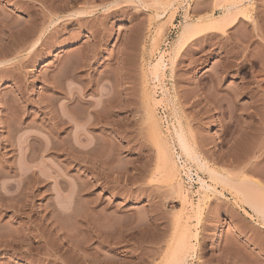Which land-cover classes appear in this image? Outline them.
Wrapping results in <instances>:
<instances>
[{
    "label": "rangeland",
    "instance_id": "obj_1",
    "mask_svg": "<svg viewBox=\"0 0 264 264\" xmlns=\"http://www.w3.org/2000/svg\"><path fill=\"white\" fill-rule=\"evenodd\" d=\"M236 1L0 0V264H264V0Z\"/></svg>",
    "mask_w": 264,
    "mask_h": 264
},
{
    "label": "bare ground",
    "instance_id": "obj_2",
    "mask_svg": "<svg viewBox=\"0 0 264 264\" xmlns=\"http://www.w3.org/2000/svg\"><path fill=\"white\" fill-rule=\"evenodd\" d=\"M233 1H234V0H233ZM240 1H241V0H240ZM240 1H239V0L236 1L237 4H238V2H240ZM244 1H245V0H243V2H244ZM240 3H242V2H240ZM238 6H239V5H238ZM226 7H227V6H225V10H224L225 13H224V14L222 13V19H221V21L218 20V21H220V22H219L220 24L217 22V25H221V24L227 23V21H228V20H231V19H232L233 21L235 20L234 18H232V15H231V13H232V9L234 8V5L232 4V5H231V8H226ZM236 7H237V5H236ZM222 10H223V9H222ZM235 10H236V9H235ZM224 11H223V12H224ZM233 11H234V10H233ZM79 14H80V13H79ZM79 14H77V15L79 16ZM233 14H234V12H233ZM77 15H76V16H77ZM234 15H235V14H234ZM237 15H239V14L237 13ZM237 15H236V16H237ZM220 18H221V17H220ZM213 23H214V22L207 23L208 25L205 23V25H207L206 27H209V28L211 29V28H213V26L216 24V23H214V25H213ZM196 24H197V23H196ZM198 25H199V24H198ZM205 25H204V26H205ZM210 25H211V26H210ZM229 25H230V24H229ZM229 25H228V26H229ZM201 26H203V25H200V27H199V26H195V25L193 26L192 23L186 22V23L184 24L183 28H182V32L180 33V40H179V41H180V42H181V41H184V40H186L187 38H189V37H191V36H193V35H195V34H198V33H201L202 31H205L206 27H204V26L201 27ZM222 26H223V25H222ZM195 27H196V29H195ZM197 27H199L200 30H197ZM214 27H215V26H214ZM216 27H218V26H216ZM226 27H227V26H226ZM201 28H202V29H201ZM209 28H208V29H209ZM221 28H222V27H221ZM221 28H220V29H221ZM254 28H255V27H254ZM208 29H207V30H208ZM215 29H216V28H215ZM220 29H219V30H220ZM253 31H254V32H253L254 36L257 37V38L259 39V41H261L262 46H264V37L259 33L258 29H254ZM42 33H43V32H42ZM38 36H39V35H38ZM36 40H37V39H36ZM37 42L40 43V41H37ZM110 42H112V40H110ZM97 43H98V42H97ZM36 44L38 45V43H36ZM60 44H61V43H60ZM62 44H63V43H62ZM62 44H61V45H57V46L55 47L54 51H56L57 49L64 48V46H66V45H64V44L62 45ZM177 44H178V43H177ZM33 46H36V45L33 44ZM31 48H32V45H31ZM33 48H34V47H33ZM263 51H264V50H263ZM254 61H255V60H254ZM7 62H8V61H7ZM7 62H6V63H7ZM9 63H10V62H9ZM256 63H258L257 60H256L255 64H256ZM262 63H263V62H262ZM0 64H2V62H1ZM3 65H4V64H3ZM3 65H2V66H3ZM0 66H1V65H0ZM62 66H63V65H62ZM63 67H64V66H63ZM60 68H61V67H60ZM220 69H221V68H220ZM224 69H225V67H224ZM227 69H228V68H227ZM62 70H64V69L62 68ZM225 70H226V69H225ZM59 71H61V70L59 69ZM223 71H224V70H223ZM66 72H68V71H66ZM221 72H222V71H221ZM225 72H226V71H225ZM58 73H59V72H58ZM63 73H65V72L63 71ZM68 73H70V72H68ZM65 74H66V73H65ZM220 74H222V76L225 75L224 72H223V73H220ZM56 75H58V74H56ZM71 76H72V75H71ZM219 76H220V75H219ZM65 77H66V76H65ZM220 77H221V76H220ZM224 77H225V76H224ZM56 79H57V77H56ZM59 79H60V77H59ZM61 79H62V78H61ZM67 79H68V77H67ZM67 79H66V80H67ZM218 79H219V78H218ZM222 79H223V78H222ZM222 79H221V80H222ZM62 80H63V79H62ZM59 81H60V80H59ZM64 81H65V78H64ZM219 81H220V80L217 81V82H218V85H219ZM55 82H57V81L55 80ZM90 82H91V81H90ZM52 84H53V83H52ZM64 84H65V82H64ZM53 85H55V84H53ZM54 88H55V87H54ZM59 88H60V87H59ZM61 88H63V87H61ZM61 88H60V89H61ZM62 90H63V89H62ZM62 90H61V91H62ZM64 90H65V88H64ZM65 92H66V90H65ZM66 94H69V92H67ZM225 94H226V92H225ZM227 94H228V93H227ZM63 95H64V94H63ZM228 95H230V94H228ZM69 96H70V95H69ZM73 96H74V95H73ZM63 97H64V96H63ZM65 97H66V96H65ZM221 97H222L223 99H224V98H227V97H224L223 94H222ZM221 97H219V98L222 99ZM68 98H69V97H68ZM71 98H72V96H71ZM73 98H74V97H73ZM73 98H72V99H73ZM217 98H218V97H217ZM219 98H218V99H219ZM263 98H264V97H263ZM76 99H77V98H76ZM220 99H219V103H221V102H223V101L225 100V99H224V100L222 99V100L220 101ZM78 100H79V99H78ZM215 100H216V99H215ZM227 100H228V99H227ZM227 100H226V102H227ZM70 101H71V100H70ZM260 101H261V100H260ZM74 102H75V101H74ZM261 102H264V101H261ZM66 103H68V102H66ZM69 103H70V102H69ZM227 103H228V102H227ZM74 104H76V103H74ZM70 105H71V104H70ZM109 105H110V104H109ZM47 106H48V105H46L45 108H47ZM72 106H73V104H72ZM110 106H111V105H110ZM115 106H116V105H115ZM112 107H113V108H116V107H114V106H112ZM117 107H118V106H117ZM64 108H66V106H64L63 109H64ZM67 108H68V106H67ZM113 108H110L111 111H112ZM63 109H62V110H63ZM117 109H118V108H116V110H117ZM100 110H101V108H100ZM100 110H99V111H100ZM103 110L106 111L107 109L105 110V109L102 108L101 111L103 112ZM113 110H114V109H113ZM64 111L66 112V110H64ZM64 111H62V112H64ZM68 111H69V110H68ZM68 111H67V112H68ZM101 111H100V112H101ZM114 111H115V110H114ZM70 112H71V111H70ZM70 112H69V113H70ZM97 112H98V110H97ZM108 113H109V112H108ZM60 114H61V113H60ZM64 114H65V113H63L62 115H64ZM67 114H68V113H66V115H64V116L67 118V120H65L66 118H64V117L61 118L62 115H60L61 117L58 115L60 118L57 120V126H53V124H52V127H56L57 130H56V131H54V130L51 131L52 127H51V128L49 127L50 129H48V130H50V131H49L50 133H53L54 135L57 136V133H59V131H61V128H62L63 125L68 124V121H69V120L72 122V117L70 116L71 119H68V118H69L68 116H69L70 114H69V115H67ZM97 114H98V113H97ZM101 114H103V113H101ZM112 114H113V113H112ZM103 115H104V114H103ZM103 115H98L99 117H98V118H95V121H94L93 119H91L93 122H91L90 119H89L90 122H89V121H86L87 123L85 124V122H84L83 125H85L86 128H87V126L91 128V127H95V126L97 127V125H100V124L105 125V126L108 125V124H110L111 127H112L111 130H114L113 132H115V131L117 132V130L120 129V128L118 129V127H120V126H118V125H120V124L118 123V122L120 121V119L118 118L119 121L117 120V117H115V118L113 119V117L110 116L109 114H108V116H106V113H105L104 117H103ZM105 116H106V117H105ZM113 116H114V115H113ZM115 116H116V115H115ZM110 117H112V118H110ZM54 118H55V117H54ZM54 118H53V119H54ZM57 118H58V117H57ZM88 118H90V117H86V120H87ZM55 119H56V118H55ZM55 119H54V120H55ZM115 119H116L118 122H116ZM51 121H52V120H51ZM84 121H85V120H84ZM53 122H54V121H53ZM87 124H88V125H87ZM54 125H55V123H54ZM86 125H87V126H86ZM110 125H109V126H110ZM49 126H50V125H49ZM63 127H64V126H63ZM65 127H66V126H65ZM107 127H108V126H107ZM111 127H109V128H111ZM103 128H104V127H103ZM64 129L67 130L68 128H67V129L64 128ZM65 130H64V131H65ZM57 131H58V132H57ZM116 135H117V133H116ZM58 137H59V136H58ZM68 137H69V136H68ZM115 137H117V136H115ZM175 137H176L177 144H178V146H179L181 152L184 154L185 158H187V160H189V161L195 163L196 166L198 167V169H201V170H202V169H205V167H204L205 164L202 162L203 160L200 159V156H199L198 154H196L195 152L192 151L191 146L189 145V143L187 142L186 138L184 137V135L181 133L180 130H175ZM117 138H118V137H117ZM60 139H61V138H60ZM52 140H53V138H52ZM57 140H58V138H57ZM57 140H56V139L54 140V141H55V144H56V141H57ZM54 141H53V145H54V150H55L56 152L61 153V154H63L64 156H65V155L68 156L69 160H70V158H72V159L74 158V157H71V156L69 157V155H73V154H72L73 152L70 154V151H72V150H70L72 146L70 147V149L66 146V145H68L66 142L69 143V139H67V141H66V140L64 141V140H62V139L60 140V145H61L62 147H60L59 143H57L58 145L56 144L57 146H55ZM61 141L66 143V144H65V147H67V148L63 147V145L61 144ZM113 141H114V140H113ZM57 142H59V140H58ZM70 143H71V142H70ZM2 146H3V145H2ZM2 146H1V147H2ZM58 146H59V149H58ZM55 147H57L58 150H56ZM74 147H75V146H74ZM2 148H3V147H2ZM52 148H53V147H52V144H51V148L48 147L49 151L53 150ZM4 149H5V148H4ZM46 149H47V147H46ZM54 150H53V151H54ZM53 151H51V152L53 153ZM82 153H86V152L83 151ZM2 154H3V153H2ZM164 154H165V153H164ZM29 155H30V154H29ZM0 156H1V154H0ZM4 156H6L5 153H4ZM31 156H33V155H31ZM31 156H29V158H30ZM66 156H65V158H66ZM162 156H163L162 162L165 164L166 167H167V165H168V169L171 168V167H169V166H170V165H169V164H170V159H169V157H167V155L164 156V155H163V152H162ZM2 157H3V156H2ZM2 157H1V158H2ZM3 158H4V157H3ZM68 158H66V159H68ZM83 159H84V158H83ZM83 159H82V160H83ZM28 160H29V159H28ZM69 160L66 161V162H67V163H66L67 166H68V164H69V162H70ZM84 160H85V159H84ZM86 160H87V158H86ZM1 161H2V160H1ZM6 161H7V160H6ZM6 161H4V162H6ZM29 161H30V160H29ZM72 161H74V160H72ZM168 161H169V162H168ZM4 162H3V163H4ZM74 162H75V161H74ZM78 162H79V160H78ZM78 162H77V164H78ZM82 162H83V164H84L85 161H82ZM1 163H2V162H0V164H1ZM3 163H2V164H3ZM71 163H72V162H70V164H71ZM80 163H81V162H80ZM164 164H163V165H164ZM6 165H7V164L4 163L2 166H4L3 168H8V169H6V170H8V171L4 170V171H6L7 173H4V171H3V172H0V178H1V177L3 178V177L8 176V175H9L8 173H10V172L12 171V169L9 168V167H7ZM2 166H0V170H3ZM8 166H9V165H8ZM67 166H66V167H67ZM165 166H164V167H165ZM12 168H13V167H12ZM15 168H16V167H15ZM15 168H14L13 171H15V174H16V173H17V172H16L17 170H15ZM32 168H33V167H30V166H29V168H27V171L30 172V169H32ZM67 169H68V167H67ZM20 171L22 172V173H21V172L18 171L20 176H23V175L27 172V171H25V170L22 171L21 169H20ZM28 172H27V173H28ZM209 172H210V171H209ZM211 172H212V171H211ZM13 174H14V172H13ZM15 174H14V175H15ZM34 174H35V172H34ZM34 174H33V171L31 170V172H30V174H29L30 177L28 176V178H30L31 180H34V179H35V180H39V179H37L38 176L36 177ZM213 174H214V173H211V175H213ZM10 175H11V174H10ZM25 175L27 176L28 174H25ZM25 175H24V176H25ZM26 176H25V177H26ZM31 176H32V177L34 176V177L31 178ZM213 176H216V175L214 174ZM35 177H36V178H35ZM212 178H213V177H212ZM217 178H218V176H217ZM219 179H220V178H219ZM35 180H34V181H35ZM40 180H41V179H40ZM40 180H39V181H40ZM5 193H6V192H5ZM1 196H2V198L5 199V200H7V198H8V197H7L8 195L5 196L4 193H3L2 195L0 194V197H1ZM3 196H4L5 198H4ZM3 199H2V200H3ZM5 200H3V201H5ZM247 205H249V206H248V210L250 209L251 213H252V212L255 213L259 218H261L262 220H264V212H263V210H261V209H264V208H262V207H261V208H260V207L258 208V207L255 206V204H252V202H251V204H250V203H249V204L247 203ZM257 206H259V205H257ZM183 247H184V246L181 245V246H180V249H181V248L183 249ZM178 249H179V248H178ZM174 262H175V261H174ZM172 263H173V262H172ZM175 263L177 264V261H176ZM175 263H174V264H175Z\"/></svg>",
    "mask_w": 264,
    "mask_h": 264
}]
</instances>
